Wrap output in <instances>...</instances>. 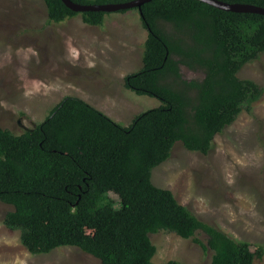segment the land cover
<instances>
[{"label":"trees","instance_id":"1","mask_svg":"<svg viewBox=\"0 0 264 264\" xmlns=\"http://www.w3.org/2000/svg\"><path fill=\"white\" fill-rule=\"evenodd\" d=\"M219 1L264 8V0ZM44 3L50 23L81 15L85 24L100 26L108 14L76 13L62 0ZM139 12L148 31L143 66L125 77V87L161 105L126 127L67 96L32 130L16 135L0 126V202L13 207L4 223L20 231L33 255L77 247L100 264H155L151 235L165 231L190 239L201 231L207 242L195 241L213 252L211 264H254L263 247L254 252L250 243L201 221L152 175L177 143L209 154L216 136L262 98L264 89L238 74L264 53V16L196 0H153ZM183 66L204 79H185Z\"/></svg>","mask_w":264,"mask_h":264},{"label":"rangeland","instance_id":"2","mask_svg":"<svg viewBox=\"0 0 264 264\" xmlns=\"http://www.w3.org/2000/svg\"><path fill=\"white\" fill-rule=\"evenodd\" d=\"M148 31L140 12L108 13L100 26L78 15L50 23L44 0H0V126L16 135L34 129L65 97H78L122 126L161 102L125 87V77L143 66ZM187 80L204 74L182 67ZM239 78L264 89V53L247 63ZM153 183L172 191L181 205L252 251L264 248V93L216 136L205 155L177 143L171 158L153 170ZM110 198L120 202L117 195ZM12 206L0 202V264H100L77 247L33 255L20 231L6 227ZM155 264H211L204 250L208 236L199 231L184 239L161 231L150 236ZM254 264H264V255Z\"/></svg>","mask_w":264,"mask_h":264},{"label":"water","instance_id":"3","mask_svg":"<svg viewBox=\"0 0 264 264\" xmlns=\"http://www.w3.org/2000/svg\"><path fill=\"white\" fill-rule=\"evenodd\" d=\"M64 4L76 13L85 12H103V13H116L120 11H128L132 9L141 10L142 6L153 0H134L126 3H109V4H92L81 5L74 3L72 0H62ZM208 4L220 10L234 12V13H251L264 16V8L257 7L250 4H229L219 0H196Z\"/></svg>","mask_w":264,"mask_h":264}]
</instances>
